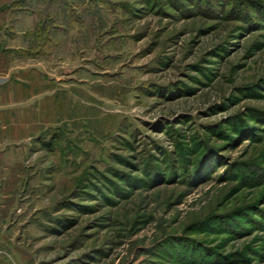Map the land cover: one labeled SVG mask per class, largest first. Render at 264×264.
Here are the masks:
<instances>
[{"label": "rangeland", "instance_id": "374dc122", "mask_svg": "<svg viewBox=\"0 0 264 264\" xmlns=\"http://www.w3.org/2000/svg\"><path fill=\"white\" fill-rule=\"evenodd\" d=\"M22 6L40 131L0 264H264V0Z\"/></svg>", "mask_w": 264, "mask_h": 264}, {"label": "crops", "instance_id": "0c3cea01", "mask_svg": "<svg viewBox=\"0 0 264 264\" xmlns=\"http://www.w3.org/2000/svg\"><path fill=\"white\" fill-rule=\"evenodd\" d=\"M22 4L25 0H0V29L17 22L18 18H10L15 12L23 13ZM25 41L19 32L11 38L4 33L0 36V220L15 205L25 169L26 142L40 131L35 115L25 113L27 103L34 105L33 97L27 100L26 85L31 88L36 84V69L25 67Z\"/></svg>", "mask_w": 264, "mask_h": 264}]
</instances>
